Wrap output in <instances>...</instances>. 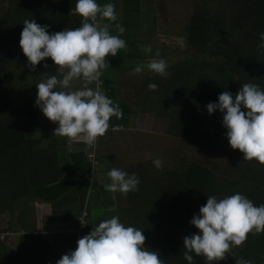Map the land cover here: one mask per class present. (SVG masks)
I'll return each instance as SVG.
<instances>
[{"label":"trees","instance_id":"16d2710c","mask_svg":"<svg viewBox=\"0 0 264 264\" xmlns=\"http://www.w3.org/2000/svg\"><path fill=\"white\" fill-rule=\"evenodd\" d=\"M103 1L106 0H96L101 6L104 5ZM120 2L122 16L116 12L117 20L112 23L110 33L115 35V25L120 24L125 29L122 39L126 41L129 40L128 32L135 28L133 25L137 27L138 22L135 20L138 21L140 0ZM112 4L117 6L116 1ZM75 5L76 0L72 4L65 0L59 5L54 0H46V4L42 0L37 4H34V0H0L1 84L5 66L17 65L23 69V75L28 80V94L24 97H37L35 86L43 79L41 74H56V67L50 58H46L34 71L30 70L19 43L23 21L35 19L41 26L48 25L49 34L65 28L75 29L81 25V17L70 16V9ZM183 31L187 45L192 48V58L168 66L169 75L166 77L158 74L153 77L143 76V107L138 109L152 112L155 117L170 118V129L174 137H184L199 143L209 142L212 138L224 136L227 129L223 127V114L219 110L211 115L208 113V103L218 102L219 94L224 91L231 92L234 99L245 83L257 84L264 89V54L257 47L260 33H264V0H197ZM145 49L141 48L135 58L147 60L162 57L160 52V56H156L157 50L146 52ZM124 51L119 50L113 59L120 58ZM128 56L134 55L128 53ZM111 59L112 56L106 57V61ZM99 81L102 82L104 94L119 104L123 112L122 119L115 116L110 119L105 137L113 126L124 128L133 109L115 98L114 88L105 76L101 75ZM152 83L158 85L156 91L148 90L147 86ZM89 86L93 88V84ZM9 101L0 85V114L8 107ZM29 107L30 104L23 103L14 110L12 116L0 120V206L5 205L12 212L16 203L19 222L25 219L30 200L47 202L53 210L65 207L64 213L74 219L73 229L83 211L86 222L84 235L89 234L92 227L101 221L119 216L126 227L143 230L145 247L159 251L165 264H188L182 256L183 238L198 233L190 221L194 215L199 214L208 196L222 199L240 193L255 206L264 204V166L257 161L241 159L225 168L224 174L217 176L196 161L189 160L185 166L177 163L173 171L168 172L167 177L170 178L165 183L172 189V194L185 197L179 198L187 204L188 210L183 215L184 229L181 230L177 227L179 224L171 222L170 218L175 213L165 212L167 205L173 204L169 196L163 195L155 201L150 194L144 193L142 176L145 179L147 175L134 170L130 175L135 173L140 179L139 190L128 194L127 205H115L114 210L106 212L104 207L99 206V209L95 202L93 204L91 200H86V195L89 199L91 196L88 192L92 193L95 187L94 178L90 185L85 181L90 171L87 154L83 151L64 153L56 143V139L60 138H54L52 131L34 130L39 123L50 121L44 115L33 114ZM38 136L53 141L46 148H41ZM153 182H156L155 187L164 186L163 182ZM2 189L8 190V194H2ZM164 233L169 235L168 243H163ZM17 243L27 249L36 247L39 260L20 258L15 251L8 250V264H49L45 259H54L51 248L38 236H20ZM5 251L6 248L0 242V263L6 261ZM193 257L195 264H206L203 257H197L194 253ZM238 258L251 260L253 264H264V233L248 234L242 246L233 248L231 255L228 254L225 260L216 261L215 264H236Z\"/></svg>","mask_w":264,"mask_h":264},{"label":"clouds","instance_id":"9594fccd","mask_svg":"<svg viewBox=\"0 0 264 264\" xmlns=\"http://www.w3.org/2000/svg\"><path fill=\"white\" fill-rule=\"evenodd\" d=\"M71 15L81 17L80 27L52 34L48 25L25 19L19 43L30 70L34 71L46 58L56 67V74H41L43 79L35 86V106L50 122L58 124L53 134L67 138L68 143L94 147L98 138L109 130L110 119L113 116L122 119L123 112L119 104L100 90L98 83L95 89L88 85L99 81L102 70L109 66L106 57L117 56L119 50L126 48V42L110 33L112 23L117 20L112 3L101 6L96 0H76ZM115 27L120 34L125 31L120 24ZM259 39L257 47L264 54V33H260ZM145 51L152 49L147 47ZM144 67L161 77L169 75L163 59H152L146 66L137 65L132 74H140ZM75 79H82L84 85L71 90L70 82ZM147 87L149 91L158 89L154 83ZM206 108L210 115L217 110L223 114L222 124L227 129L230 147L243 153L244 160H255L264 166V89L245 83L234 99L231 92L224 91L219 94L218 102H210ZM153 164L157 169L163 167L160 159ZM107 178L110 183L104 184L105 191L127 195L139 190L140 179L135 173L130 175L112 168ZM190 224L198 233L183 238V259L195 264L194 253L203 257L206 264H215L231 255L233 248L242 246L248 234L264 233V204L255 206L240 193L222 199L210 195ZM145 240L143 230L126 227L119 216H113L92 227L89 234L77 240L76 249L63 254L56 264H165L159 251L145 247ZM236 264L253 262L238 258Z\"/></svg>","mask_w":264,"mask_h":264},{"label":"rangeland","instance_id":"374dc122","mask_svg":"<svg viewBox=\"0 0 264 264\" xmlns=\"http://www.w3.org/2000/svg\"><path fill=\"white\" fill-rule=\"evenodd\" d=\"M26 1L32 2L33 0ZM64 1L65 0H54L56 5ZM66 1H68L69 4L73 2V0ZM115 1L117 3L115 10L118 12L119 16H122L120 13V0H106L102 3L107 4ZM37 2H39V0H37ZM37 2L34 0V4H37ZM42 2L46 4V0H42ZM196 2L197 0H140L138 21L135 20L137 18H132L138 22L137 27L133 25L135 28L128 32L129 40L125 41L126 48H124V54L112 64L114 67L124 68L126 72H130H128L127 75L121 74L118 78L113 80L115 86L110 80L113 70L112 65H110L107 70L103 69V71H105L102 73L108 83L112 84L116 98L133 109V115L130 116L131 119L124 128L121 126H118L119 129L117 130L111 128L109 135L99 137L94 147L82 143L86 145L83 149L82 147L84 145L77 147L73 145V143H68L67 138L53 134L54 138H60L56 139V143L60 145V148L62 147L63 152L65 149H77L83 150L84 153L88 154L94 150L95 157H98L97 149L101 145L108 144L107 147H103L100 152L102 155L110 154L114 158L111 157L110 161L106 160L107 163H104L105 166H101L103 162L99 163L97 160L98 165L96 172H104L105 175H107V172L112 168H119L126 172L131 170L129 174L132 170L145 173L147 177L143 179L142 176V182L144 183L142 190H144V193L150 194V197H153L155 201L159 200L163 195L169 196V200H171L173 204L171 206L167 205L165 212L175 213V216L166 217H172L170 218L171 222L179 224L177 227H180L181 230L184 229L182 221L183 215L188 211L186 207L187 204L180 201V199H185L182 194L179 196L172 194L170 186L167 187L168 185H165V183L169 181H167V178H170L167 177L168 172H172L177 163H182L185 166L189 160H194L209 169L214 175L219 176L226 172L225 168L243 159V153L239 150H233L230 147L226 134L221 137L212 138L209 142L199 143L184 137L172 136L170 129L172 121L170 118L156 117L157 120L152 125L144 124V117H141V115H154L152 112H145L138 109L143 107V100L141 99L143 97L142 77H153L156 73L149 71L147 67H144L142 74L133 75L132 73L137 65L146 66L147 63L152 60L147 59L141 62L139 59L137 62L136 59H133L141 48L151 47V49L160 52L162 57L159 59L165 60L167 67L175 66L178 62L192 58L193 51L192 48L187 45L183 28ZM135 16H137V14ZM115 35H119L121 39L123 38V34H120L118 31H115ZM128 53H132L134 56L127 57ZM2 76L4 80L0 85L9 98L10 104L5 111L0 114V120L12 116L15 112L14 110H16L18 106L23 105V103L30 104L29 108L32 110L33 114L37 116L43 115L40 109L35 106L36 96L24 97L28 94L26 90L28 80L24 77L21 67L17 65H6L2 72ZM83 85L84 81L82 79H75L70 82L69 87L71 90H77L83 87ZM57 127L58 124L56 123L42 122L39 123L38 127L34 130H39L40 132L47 130L54 132V129ZM38 137L40 139L38 142L39 147L41 148H46L53 141V139L49 138L44 139L42 136ZM156 159L162 160L163 167L161 169H157L154 166L153 161ZM95 179L94 177L93 180ZM153 180L158 183L163 182L164 186L160 185L159 187H155L154 183L156 182H153ZM4 189L6 188L4 187ZM1 193L8 194V190L5 191L2 189ZM128 194L124 195L119 192L113 194L114 198H116V204L127 205ZM38 205V202L30 201V203H28L26 218L29 223L35 221H33L34 217H36L34 213L37 212V208L41 207ZM17 207L15 203L12 207V212H10L7 206H0V242L6 248L4 255L6 261H2L0 264H8V250L15 251L18 244L17 240L21 236L18 232L20 231V225ZM46 209H48L47 204H45L43 210ZM44 220L45 218L42 219V221ZM184 222L186 223L187 220L184 219ZM24 224L26 223L23 222L21 226H24ZM15 232H17V234H12ZM162 238L163 243L169 242V235H167V233H164ZM72 241H74V236ZM12 248L13 250H11ZM67 252L68 251H66L65 254ZM45 260H48V263L51 264L50 257Z\"/></svg>","mask_w":264,"mask_h":264},{"label":"crops","instance_id":"0c3cea01","mask_svg":"<svg viewBox=\"0 0 264 264\" xmlns=\"http://www.w3.org/2000/svg\"><path fill=\"white\" fill-rule=\"evenodd\" d=\"M117 59L118 58L113 59V57H112V59L110 61H107V63L110 66L113 64V62H116ZM133 59H136L137 62L139 61V59H137V58H133ZM140 61L143 62L144 60H140ZM108 67H106L105 70H107ZM112 69H113L112 70V76L110 77V80L112 81L113 85H114L113 80L118 78L121 74L127 75L128 72H130V71L126 72V69H124V68L121 69V68L114 67V65H112ZM104 71L102 70V73ZM140 74H142V72ZM115 98H116V96H115ZM120 102H123V101H120ZM131 115H133V114H130V116ZM130 116H129V120L131 119ZM141 117H144V120H143L144 124H149V125L150 124L152 125L157 120L156 117H154L152 115H144V116L141 115ZM145 120H147V121H145ZM76 144H80V146L84 145L82 143H73V145H76ZM107 145L108 144L101 145L97 149L98 150V157H95L94 150H93L95 161L97 162V160H98L99 163L103 162V164H101V166H105L104 163H107L106 160L110 161L111 157H113L110 154H104V155L101 154L100 150H102L103 147H107ZM76 146L80 147L78 145H76ZM85 146L86 145H84L82 147V149ZM61 151H62V149H61ZM76 151H83V150L65 149L64 153H70V152H76ZM97 165L98 164H96L94 171H93V178L94 177L96 178L95 182H94L95 187L92 189V191H91L92 193H90V191L88 192L89 194H91V196L89 199V196L87 197V195H86V200H89V201L91 200L90 202L93 204L95 202V204L97 205V208H99V206L102 208L104 207V210H106V212H109L111 210H114L115 205H117L116 204V198H114V195H113L115 193L105 191L104 184L110 183V180H108L107 175H105L104 172H96ZM30 201L38 202L39 203L38 206H41L40 208H37L36 209L37 212L34 213L37 218L34 217L33 221L34 220L35 221L29 223L28 219L26 218L27 217V211H26L25 219H22L21 223L19 222L20 231H18V232L23 237L26 236V237L30 238L33 236H38L42 240H44L48 244V246L51 248L52 253H53L52 258H54V259L51 260L52 261L51 264H56V261L59 260L61 258V256L63 254H65L66 251H68V252L73 251V246H72L73 241L72 240H73L74 235L72 233V230H73V225H74V219L71 217V215L67 216L64 213L65 207H63V209H61V210H53L50 207L49 203L44 202L42 200H30ZM107 203H108V205H107ZM45 204L48 205V209L43 210L45 207ZM40 209H42V210H40ZM42 217L45 218L44 221H42V219H43ZM23 222H25L26 224H24V226H21V224ZM35 226H36V228H35ZM9 234H11V233H9ZM12 234H17V232L12 233ZM27 248L28 247H26V246L21 247V246L17 245L15 252L19 255L20 258H24V259L32 260V259H35L38 257L39 254L37 253L36 247H30L29 249H27ZM11 250H13V248Z\"/></svg>","mask_w":264,"mask_h":264},{"label":"built area","instance_id":"2783aa9c","mask_svg":"<svg viewBox=\"0 0 264 264\" xmlns=\"http://www.w3.org/2000/svg\"><path fill=\"white\" fill-rule=\"evenodd\" d=\"M97 83L99 84L100 90L103 92V90L101 88V82L100 81L92 83L93 84V89L96 88ZM112 129L113 130H117L119 128H118V126H113ZM87 160H88V162L90 164V169H89L90 171H89V174L85 176V181L88 182V184L90 185V181H91V179H93V171H94V168H95V166L97 164V162L95 161V157H94L93 151L87 154ZM84 217H85V213L82 211L81 216L77 218L76 227L72 230L73 235H74L73 251L76 248L77 240L84 236L83 230H84V228L86 226V222L84 220ZM81 222H83L84 224H82Z\"/></svg>","mask_w":264,"mask_h":264}]
</instances>
